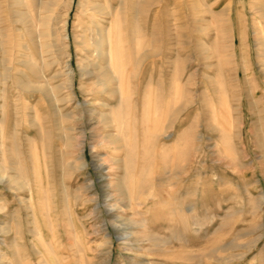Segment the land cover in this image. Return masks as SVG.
Returning <instances> with one entry per match:
<instances>
[{"label": "rangeland", "instance_id": "374dc122", "mask_svg": "<svg viewBox=\"0 0 264 264\" xmlns=\"http://www.w3.org/2000/svg\"><path fill=\"white\" fill-rule=\"evenodd\" d=\"M0 73V264H264V0H0Z\"/></svg>", "mask_w": 264, "mask_h": 264}, {"label": "bare ground", "instance_id": "6f19581e", "mask_svg": "<svg viewBox=\"0 0 264 264\" xmlns=\"http://www.w3.org/2000/svg\"><path fill=\"white\" fill-rule=\"evenodd\" d=\"M44 1V0H43ZM18 2V1H17ZM57 3V2H56ZM42 5H43V3H41ZM46 3H44V5H45ZM115 4V3H114ZM41 5V7H43ZM47 7V6H46ZM91 7V6H90ZM92 7H93V5H92ZM45 8V7H44ZM43 9V8H42ZM99 9V8H98ZM44 10V9H43ZM92 11V10H91ZM18 12V11H17ZM98 12V11H97ZM201 12V11H200ZM107 14V13H106ZM116 14V13H115ZM103 15H105V14H103ZM19 16V15H18ZM21 16H22V14H21ZM50 16V15H49ZM117 16V15H116ZM26 15H24V17L22 18L23 20L22 21H24V20H26ZM50 18V17H49ZM116 18V17H115ZM21 20V19H20ZM29 20V19H28ZM16 21V20H15ZM40 22V21H39ZM48 22V21H47ZM49 26V25H48ZM116 28V27H115ZM113 30V29H112ZM36 32H35V37H41V33L38 31V30H35ZM103 31V30H102ZM115 31H117V30H115ZM105 32H106V30H105ZM113 32V31H112ZM32 33H33V31H32ZM114 33V32H113ZM112 33V34H113ZM116 33V32H115ZM117 35V34H116ZM113 36H114V34H113ZM86 36H84V38H85ZM115 37V36H114ZM51 38V37H50ZM96 38V37H95ZM113 38V37H112ZM117 39V38H116ZM85 40V39H84ZM101 40V41H100ZM100 40H98L97 39V41H100L101 43H102V48H101V56H106L107 55V47H106V45L108 46H110L112 43V40H111V38H110V36H108V34H106V33H104V32H102L101 33V37H100ZM120 40V39H119ZM2 42H4V41H2ZM41 42H43V41H41ZM52 43V42H51ZM86 43H87V41H86ZM91 43V42H90ZM21 43H19V45H20ZM52 45H53V43H52ZM115 46H116V43H115ZM24 48L25 47V45L24 44H21L20 45V48ZM40 47V46H39ZM114 48V47H113ZM119 48V47H118ZM2 49V48H1ZM88 49V48H87ZM5 50V49H4ZM50 50V49H49ZM89 51H90V49H89ZM117 51V57H119V55H120V53H122L121 52V50H116ZM91 52V51H90ZM19 53V52H18ZM24 53V52H23ZM109 53H110V51H109ZM20 54V53H19ZM25 54V53H24ZM116 55V54H115ZM114 55V56H115ZM25 56V55H24ZM92 56V55H91ZM17 57V56H16ZM15 58V57H14ZM106 58V57H105ZM19 59V61L20 62H23V63H28V61L29 60H25V59H23V58H18ZM106 60V59H105ZM119 60H120V58H119ZM18 61V62H19ZM17 62V61H16ZM99 66V65H98ZM97 66V67H98ZM6 67V66H5ZM13 67V66H12ZM101 67V66H100ZM117 67L119 68V67H121V63L118 61V64H117ZM14 68L16 69V71H19V72H21V70L20 69H18V68H16V66L14 65ZM8 70H10L11 69V65L10 66H8V68H7ZM84 69V68H83ZM11 70H14L13 68L11 69ZM39 70H41V69H39ZM99 70V69H98ZM118 70V69H117ZM104 71H105V69H104ZM96 72H97V70H96ZM89 73V72H88ZM91 73H95V72H91ZM1 74V73H0ZM25 74H26V72H25ZM97 74V73H96ZM42 77H43V75L42 74H40ZM85 75V74H84ZM84 75H82V76H84ZM89 75V74H88ZM93 75V74H92ZM114 75H115V71L114 70H112V69H108L107 68V70L104 72V77L103 76H101V77H103L104 79H106V82H107V84H110L111 83V79H113L114 78ZM3 76V75H2ZM4 76H5V73H4ZM88 77H90V75L88 76ZM100 77V76H99ZM4 78H6V77H4ZM22 79V78H21ZM17 75H15L14 76V78H13V84H14V86L15 87H22V86H24L25 87V85L26 86H29V85H27L28 84V82L27 81H23V80H21ZM65 87L67 88V94H68V97H69V99H72V97H73V94H75V81H74V71L72 70V69H70V68H68V70H67V73H66V78H65ZM67 82V83H66ZM12 84V85H13ZM40 84V83H39ZM43 84V83H42ZM64 83L62 82V83H60L59 85H52V84H50V82L48 81V80H45V82H44V88H45V90L44 91H46V93H47V95L49 96V99H50V101H51V103H52V105H53V108H54V112H55V114L58 116V119H57V123H58V126H57V132H58V136L60 137V138H62V139H64L65 140V142H66V144L67 145H70L71 144V141H70V138L72 137V135H71V133H70V131L69 130H71V129H74L72 126H68L69 124H71V125H73L74 124V119H75V117H73L72 115H71V112L69 113V112H67V113H63L62 111H61V108L59 107L60 105H62V103H61V99H59V96H58V91H60V88L62 87V85H63ZM40 86V85H39ZM43 86V85H42ZM105 86V85H104ZM116 87V86H115ZM59 89V90H58ZM116 90V89H115ZM61 93H63V91L61 92ZM67 94H65V95H67ZM64 101V100H63ZM62 101V102H63ZM61 103V104H60ZM64 103V102H63ZM60 104V105H59ZM33 108V107H32ZM63 110V109H62ZM73 114V113H72ZM33 115V114H32ZM64 120H68V121H64ZM25 131H26V135H27V140H29L30 141V137H29V135L31 134V130H29L28 128H26L25 129ZM17 133L19 134V135H21L22 133L20 132V130H18L17 131ZM36 133V132H35ZM37 133L41 136H43L44 135V130H42V129H40V131L38 130L37 131ZM83 134H85V133H83ZM22 136V135H21ZM85 135H83V137H84ZM114 137V136H113ZM21 138V137H20ZM73 138V137H72ZM75 138V137H74ZM79 140V139H78ZM82 140H83V138H82ZM84 144V143H83ZM80 145V144H79ZM44 147V146H43ZM68 151V150H67ZM31 154V160L30 161H35V158H34V155L32 154V153H30ZM30 156V155H29ZM16 163H17V161H16ZM34 163V162H33ZM9 165V164H8ZM17 165V164H16ZM10 166V165H9ZM18 166V165H17ZM14 167V166H13ZM16 167V166H15ZM2 168V167H1ZM0 168V169H1ZM18 168V167H17ZM28 168L31 170L32 169V166H31V168L28 166ZM33 168L35 169V167H34V164H33ZM5 169V168H4ZM10 170V169H9ZM4 172H5V170H4ZM19 173V172H18ZM38 174H39V172H38ZM4 175V174H3ZM9 175V174H8ZM16 175V174H15ZM0 176H1V174H0ZM4 177V176H3ZM19 177V176H18ZM1 178H2V176H1ZM12 179H14V177H13V175H12V177H11ZM24 178V177H23ZM34 179V178H33ZM9 180H10V178H9ZM16 180H17V177H16ZM15 180V181H16ZM23 180V179H22ZM21 180V181H22ZM20 181V182H21ZM25 181V180H24ZM23 181V182H24ZM36 181V180H35ZM34 181V186L32 185V184H29V186H28V191H29V199L31 200V201H35V198L36 197H38L39 198V200L41 201V199H40V192H39V190H40V185H39V183L38 182H35ZM3 182V181H2ZM19 182V183H20ZM21 184V183H20ZM21 186H24L23 184L21 185ZM65 187V186H64ZM41 190H42V187H41ZM64 192H65V188H64V190H63ZM43 198V197H42ZM23 199V198H22ZM26 199V198H25ZM24 201V200H23ZM25 204V203H24ZM28 206V205H27ZM26 206V207H27ZM29 208V207H28ZM43 209V206H42V204L41 203H39V210H42ZM35 212H37L36 211V209H35ZM3 230H4V228H3ZM5 231V230H4ZM39 231V230H38ZM37 231V234L39 233ZM6 232H7V230H6ZM59 233H61V232H59ZM41 235V234H40ZM46 250H48V248L46 249ZM39 251V250H38Z\"/></svg>", "mask_w": 264, "mask_h": 264}]
</instances>
